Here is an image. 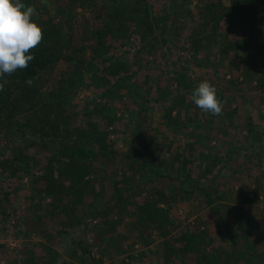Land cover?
Masks as SVG:
<instances>
[{
    "label": "rangeland",
    "instance_id": "1",
    "mask_svg": "<svg viewBox=\"0 0 264 264\" xmlns=\"http://www.w3.org/2000/svg\"><path fill=\"white\" fill-rule=\"evenodd\" d=\"M149 1L157 14L163 4L162 10L166 11L172 2ZM203 1L179 0L180 5L165 22L170 35H160L163 24L155 28L153 52L142 49L133 27L124 41H112L111 53L127 63V83L140 85L142 91L135 87L128 94L120 91L122 85L115 88L116 97L108 94L102 98L99 94L108 84L87 83L74 96L73 109L78 110L74 121L78 125L87 126L89 120L105 124L100 115L85 114L87 97L115 107L114 120L108 127L110 149L115 153L98 157L92 163L93 174L86 176L90 181L83 204L71 208L65 199L57 207L60 202H51L41 190L44 182L34 185L24 173L15 177L0 174V206L4 209L0 210V264H194L191 253L167 249L178 246L172 237L187 225L192 230L200 227L211 237L201 249H213L223 262L226 254L234 260L226 227L220 225L201 196L192 192L195 185L212 192V207L233 205L229 211L232 219L244 220L245 214L254 218L249 236L243 238L239 231L236 236L243 248L252 243L251 250L261 255L258 264H264V91L258 86V77H264V44L259 43L264 36L250 39L241 32L230 33L228 40L235 42L230 49L226 48L225 30L221 28L216 30L214 42L203 43V39V45L194 51L190 47V31L209 27H203L199 18L198 7ZM100 2L96 0L91 6L77 2L72 7L73 18H61L65 34H71L76 44L97 25ZM59 4V0H32L36 14L45 16L53 15ZM257 28L264 30V19ZM85 43L86 53L90 54L91 42ZM111 53L108 56L112 57ZM95 63L99 69L104 67L99 60ZM175 71L185 73L186 81H190L188 88H181L182 84L178 88ZM205 80L216 88V95L220 92L217 98L223 110L219 116L188 102L195 87ZM184 94L183 105L178 96ZM173 102L176 106L167 115ZM187 103L189 106H185ZM16 147L25 148L35 158L32 173L40 174L46 153L55 152L58 144H43L27 130L23 137L14 134L8 140H0V158L11 156ZM127 155L135 159L134 163ZM136 175L138 188L123 195H129L125 198L128 202L111 201L106 218L91 214L97 194L98 199L110 198L113 190L127 186L126 180ZM158 190L167 196L160 206L173 219L172 230L165 237L136 221L133 211L137 208L134 202L129 203L157 199ZM140 234L146 235L149 244L145 246Z\"/></svg>",
    "mask_w": 264,
    "mask_h": 264
},
{
    "label": "trees",
    "instance_id": "2",
    "mask_svg": "<svg viewBox=\"0 0 264 264\" xmlns=\"http://www.w3.org/2000/svg\"><path fill=\"white\" fill-rule=\"evenodd\" d=\"M59 1L60 4L53 9V15L45 16L38 13L32 17L33 21L43 30L42 42L30 51L29 54L33 55L34 59L29 62L26 68L18 69L13 74L4 77L8 83L5 84L4 90L0 91V140H8L14 134L23 137L29 130L30 134L39 137L43 144L48 145V142H56L57 150L46 153L41 173L35 174L32 173L35 158L28 155L25 148L16 147L11 156L2 155L0 158V174L7 173L14 177L22 173L28 174L34 185L37 182H44L41 190L51 198V202H60L57 207L62 205L61 202L66 199L70 202V207L74 208L77 204L84 203L83 197L90 181L86 176L93 174L92 163L98 157L103 159L107 155L115 153L110 149L111 144L108 139V127L115 116L114 104L96 103L93 101V97H87L83 111L85 110L88 117L93 114L100 115L104 118L105 124L100 125L89 120L87 126L78 125L74 121L76 111H78L73 109L74 96L82 87L88 85L87 83L99 86L108 84L104 92L99 94L102 98L108 94H112L113 98L116 97L117 92L114 90L117 86L120 88L122 85L124 88L120 91L125 90L128 94H130L131 88L135 87L142 91L140 85L133 86L131 83H127L128 75L126 73L129 70L127 63L111 53L112 41H124L129 29L133 27L140 36L142 49L146 48L147 51L153 52L152 42L155 39H153L156 33L155 28H158L159 24H163L164 27H162L160 35L163 37L170 35V30L165 22L174 12L173 9H176L180 3L179 0H176L177 2L172 0L173 3L169 4V9L166 11L162 10L165 8L163 4L157 14L149 0H101L98 7L99 12L96 15L97 25L86 32V39L84 37L79 44H76L71 34H65L61 18L66 17V21L73 18L72 7L75 3L78 2L82 6L90 4L91 6L96 0H66L67 4L63 3V0ZM21 2L26 6H32V0H21ZM33 7L37 10L35 6ZM198 9L203 27L204 25L209 27L208 29L202 28V31H198L197 27H194L190 31V47L194 51H198L207 41L214 42L215 34L218 33L217 29L225 30L223 40H226V48L230 49H233L235 45V42L232 43L228 40L227 36L230 33L241 32L244 37L250 39L254 35L264 36V30L257 28V25L264 19V0H204ZM210 32L211 34H209ZM203 34H208L209 37L206 38V35ZM168 39L169 37L166 40ZM87 40L91 42L90 54L86 53L85 42ZM259 43L264 44V38ZM259 43L256 46H259ZM109 53L112 57L108 56ZM95 60H99L104 64V67L99 69ZM185 76L182 71H175L174 82L177 85L182 84L181 88L190 86V81H186ZM262 76L258 77V86L264 91V77ZM29 78L33 80L31 86L25 82ZM111 79L114 81L111 82ZM219 94L220 92H218ZM185 95L178 96V102L183 105L186 102ZM188 102L193 103L192 100ZM172 106L175 107L176 104L173 102L167 115L171 114ZM185 106H189V103ZM143 111L141 112L143 113ZM127 157L131 158L134 163L135 159L132 156L127 155ZM133 163L132 165H134ZM131 180L133 181L131 182ZM137 180V175L129 177L125 182L127 186L124 185L119 190H113L112 197L105 200L98 199L97 194V198H94L97 204L91 214L94 217L103 216L106 218L111 201H127L125 198L129 195H123L133 188H138ZM112 183L115 184L117 181L112 180ZM138 192L139 190L135 193ZM158 192L157 199L148 198L141 204H136L135 200L129 203L134 202L132 204H135L137 208L133 211L136 221H140L144 227L158 231L160 236L165 237L172 230L173 219L170 218L167 210L160 206V202H165L164 198L167 196L162 191L158 190ZM192 192L201 196L204 205L210 206L212 213L221 222L220 225L223 224L226 227L234 260L231 259L232 256L225 253L226 259L223 262L220 256L215 255L213 249L212 251L201 249L203 244L212 239L208 237L206 230H200V227V229L192 230L189 225L179 235L172 237L178 246L167 247V249L185 254L191 253L194 257V264L260 263L261 255L251 250L252 243H248V246L243 248L239 245V239L236 236L239 231L240 236L248 237L255 225L254 218L245 214L244 220L241 218L238 220L237 217L235 220L232 219L229 214L233 208L231 204L223 205L222 209L212 207L211 204L215 199L212 198V192L206 187L195 185ZM0 207V210L4 212L2 205ZM140 237H143L145 246L149 244L146 235L140 234ZM246 239L248 240V238ZM165 243L169 244L167 240ZM168 256L169 254L166 255V257Z\"/></svg>",
    "mask_w": 264,
    "mask_h": 264
},
{
    "label": "clouds",
    "instance_id": "3",
    "mask_svg": "<svg viewBox=\"0 0 264 264\" xmlns=\"http://www.w3.org/2000/svg\"><path fill=\"white\" fill-rule=\"evenodd\" d=\"M35 14V8L21 0H0V91L8 83L4 77L26 68L34 59L30 51L42 42L43 30L32 19ZM25 82L31 86L33 80L29 78ZM216 92L205 80L195 87L191 100L201 111L219 116L223 106Z\"/></svg>",
    "mask_w": 264,
    "mask_h": 264
}]
</instances>
